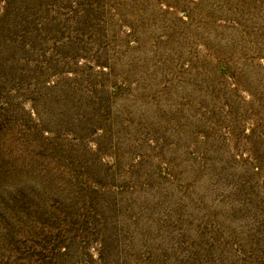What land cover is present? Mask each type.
Masks as SVG:
<instances>
[{
    "label": "rangeland",
    "instance_id": "rangeland-1",
    "mask_svg": "<svg viewBox=\"0 0 264 264\" xmlns=\"http://www.w3.org/2000/svg\"><path fill=\"white\" fill-rule=\"evenodd\" d=\"M0 264H264V0H0Z\"/></svg>",
    "mask_w": 264,
    "mask_h": 264
}]
</instances>
